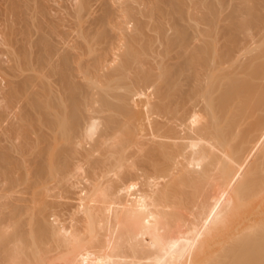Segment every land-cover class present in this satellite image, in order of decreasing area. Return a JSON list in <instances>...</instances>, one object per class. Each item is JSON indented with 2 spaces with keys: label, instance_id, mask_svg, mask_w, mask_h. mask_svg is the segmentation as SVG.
Masks as SVG:
<instances>
[{
  "label": "bare ground",
  "instance_id": "obj_1",
  "mask_svg": "<svg viewBox=\"0 0 264 264\" xmlns=\"http://www.w3.org/2000/svg\"><path fill=\"white\" fill-rule=\"evenodd\" d=\"M0 264H264V0H0Z\"/></svg>",
  "mask_w": 264,
  "mask_h": 264
}]
</instances>
